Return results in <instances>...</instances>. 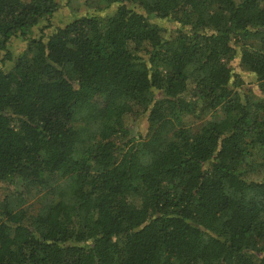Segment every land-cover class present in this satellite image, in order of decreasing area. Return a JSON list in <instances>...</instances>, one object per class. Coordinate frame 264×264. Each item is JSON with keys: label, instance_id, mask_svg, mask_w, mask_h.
I'll return each instance as SVG.
<instances>
[{"label": "trees", "instance_id": "obj_1", "mask_svg": "<svg viewBox=\"0 0 264 264\" xmlns=\"http://www.w3.org/2000/svg\"><path fill=\"white\" fill-rule=\"evenodd\" d=\"M73 1L0 0V264H264V0Z\"/></svg>", "mask_w": 264, "mask_h": 264}, {"label": "rangeland", "instance_id": "obj_2", "mask_svg": "<svg viewBox=\"0 0 264 264\" xmlns=\"http://www.w3.org/2000/svg\"><path fill=\"white\" fill-rule=\"evenodd\" d=\"M73 2L77 3V5H75V4L72 5L74 11L73 12L70 11L69 7L63 8L60 11V13H58L56 16L53 17L54 25H56V26L58 24L63 25L66 22H68V20H70L73 17V15L70 12H72L74 14V13H80V12L88 10L87 6L84 4V0H74ZM153 19H154L153 22H155L161 26H164V27L175 28V26H176V24L173 21H167L165 19H157V18H153ZM36 33H37V31L34 32V34H36ZM12 43H13L12 47L14 49H22L23 45H24V41L20 40V39L13 41ZM9 67L10 66H8V65L5 66V69H8ZM244 78H245V85H248L249 82L253 80V77H250L247 75L244 76ZM182 119L187 125H190L193 127L198 126L200 123L199 120L194 115H191V114H183ZM147 127H148V123L146 122L145 118H143V117L138 118V120L132 124V128L134 130V133H145ZM7 191L8 190H6L5 188H3L0 185V198L5 196ZM28 204H29L31 210H34L37 207V203L34 199H30L28 201Z\"/></svg>", "mask_w": 264, "mask_h": 264}]
</instances>
